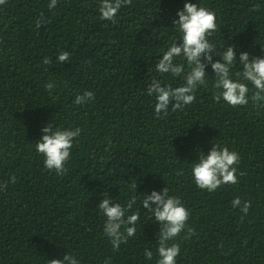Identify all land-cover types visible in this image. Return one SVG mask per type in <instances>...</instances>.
Instances as JSON below:
<instances>
[{
    "label": "trees",
    "instance_id": "trees-1",
    "mask_svg": "<svg viewBox=\"0 0 264 264\" xmlns=\"http://www.w3.org/2000/svg\"><path fill=\"white\" fill-rule=\"evenodd\" d=\"M48 2L0 6V264H49L66 252L81 264H155L143 251H154L160 225L143 207L136 236L116 250L95 210L102 192L124 200L133 179L137 195L166 186L190 211L194 233L178 238L177 264H264V109L216 101L209 83L157 119L145 92L183 0H130L115 24L99 18V0H57L52 11ZM197 2L215 12L218 43L262 54L264 0ZM41 13L47 23L36 27ZM60 51L68 61L56 62ZM46 56L52 64H42ZM47 82L57 85L51 94ZM84 91L94 100L76 105ZM49 122L82 129L62 176L34 148ZM212 144L235 149L243 175L209 193L194 184L190 164ZM237 196L251 201L246 215L231 206Z\"/></svg>",
    "mask_w": 264,
    "mask_h": 264
},
{
    "label": "clouds",
    "instance_id": "clouds-1",
    "mask_svg": "<svg viewBox=\"0 0 264 264\" xmlns=\"http://www.w3.org/2000/svg\"><path fill=\"white\" fill-rule=\"evenodd\" d=\"M6 2L0 0V6ZM128 3L130 0H99V18L115 24L117 13ZM56 5L57 0H49L47 7L52 11ZM41 23H47L43 13L37 19L36 27ZM171 24V28H166L169 35L159 50V59L154 67L148 69L150 82L145 89L146 94L153 98V114L157 119L166 117L170 111L183 110L196 99L197 90L209 86V83L216 101L222 100L233 108L248 105L257 110L264 109V51L258 56H250L248 51H239L237 55L235 44L225 47L224 40L218 43L213 38L217 30L216 14L197 0H183L182 8L176 10ZM213 56L220 59L213 60ZM69 58V52L60 51L55 60L62 63ZM205 62L210 65L212 75L206 72ZM52 63L47 56L42 60L43 65ZM56 87L53 82L45 84L49 94ZM93 100L94 93L84 91L75 96L74 103L84 105ZM81 133L79 126H54L49 122L42 127L34 148L43 157V167L62 176L67 171L66 162ZM240 159L235 149L212 144L207 153L199 151L197 158L191 161V178L196 187L209 193L223 185L236 184L239 176L243 175L238 170ZM9 182L14 184L16 177L11 176ZM6 188L7 183H0V192ZM135 189L136 179L129 180L125 187L127 197L122 201L114 200L106 191L101 193L103 198L95 210L104 218V237L113 250L134 238L141 219L140 208L143 207L148 219H154L160 225L154 251L150 248L143 251L145 260L151 262L155 256V264H177L178 257L182 255L178 238H187L194 233L187 224L190 211L179 196L170 194L166 186L159 191L153 189L139 195ZM231 206L246 215L251 201L242 202L237 196L231 200ZM181 233H184L183 237ZM49 264H81V259L66 252L61 259H50Z\"/></svg>",
    "mask_w": 264,
    "mask_h": 264
}]
</instances>
